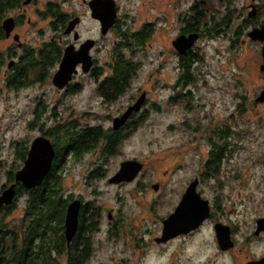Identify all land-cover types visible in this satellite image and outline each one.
I'll use <instances>...</instances> for the list:
<instances>
[{
    "label": "flooded vegetation",
    "instance_id": "1",
    "mask_svg": "<svg viewBox=\"0 0 264 264\" xmlns=\"http://www.w3.org/2000/svg\"><path fill=\"white\" fill-rule=\"evenodd\" d=\"M85 42L90 44L87 50L91 58L87 71L84 73L77 63L76 72L59 89L51 76L58 68L63 50L67 46L78 49ZM146 63L150 69L143 71ZM227 73L233 80V85L229 81L232 89L226 88L228 102H224L223 113L216 115L206 105L203 88L190 85H195V80L204 84L205 74ZM243 74H257L260 79L251 97L243 91L246 88ZM84 88L90 90L88 99L98 103H89L81 119L67 118V94ZM1 92H5L6 98L11 94L26 99L23 103L26 111L21 115L20 109L19 114L25 118L24 129L31 135L12 138L10 142L26 143L25 154L33 139L40 137L50 142L54 153L46 175L67 174V170L83 165L80 172L84 182L95 185L98 180L108 182L122 161L137 160L142 167L133 178L110 184L119 193L117 197H125L120 189L148 196V213L149 203L171 204L160 216L125 221L119 207L105 208L81 195L70 194L71 200L80 201L74 235L68 242L64 240V246H56L54 242L42 246L46 241L34 237L32 242L39 247L28 256L23 247L26 230H20L17 234L23 260L30 259L33 264H143V251L149 247L162 251L175 242L176 248L168 253L170 260H163L162 264H194L190 247L194 246L193 236L208 228L212 254L207 255V264H214L216 255L225 254L237 264L238 253L243 254L242 264H264V248L248 250L264 242V214H255L247 220L244 211L249 195L242 194L245 172L264 158V135L249 137L247 117L248 112L256 114L255 121L262 124L260 109L256 107L264 103V0H0ZM152 93L156 98H151ZM141 94L139 109L131 110L113 128V118L120 116ZM166 104L177 105L187 113L165 126H180L181 133L176 137L195 152L191 161L187 157L176 159L160 179L154 177L155 172L142 157L125 156L110 167L112 157L122 154L126 139L141 124L151 122L149 111H160ZM98 105L105 108V113L97 112ZM188 113L192 115L188 117ZM71 123L85 130L89 128L90 132L98 131L101 136L95 146L79 153L78 162L67 165V143L61 161L55 155L53 134L57 124L66 128ZM106 137L115 140L107 152L103 150ZM11 146L13 149L14 145ZM14 152L19 164L4 173L0 193L9 185H14L15 192L11 203L0 206V222L18 213L15 222L26 223L35 216L33 212H37L38 218L43 209L39 203L31 208L28 201V193L38 191L42 180L26 189L11 177L10 173L13 175L22 167L26 158L25 154L23 158L18 156L20 150ZM85 156L89 157L86 164H80ZM181 172L184 176L177 179ZM175 182L180 185L176 187ZM191 184L194 192L207 200V216L186 232L158 239L162 221ZM66 192L64 187L63 193L67 195ZM237 205H241L236 211L240 218L231 216ZM81 212L84 230L78 231ZM105 242H117L122 247L112 246L105 255L107 258L99 260L101 243ZM179 252L187 253L186 263L178 258Z\"/></svg>",
    "mask_w": 264,
    "mask_h": 264
},
{
    "label": "rangeland",
    "instance_id": "2",
    "mask_svg": "<svg viewBox=\"0 0 264 264\" xmlns=\"http://www.w3.org/2000/svg\"><path fill=\"white\" fill-rule=\"evenodd\" d=\"M150 64L146 63L143 66V71L149 70ZM166 75V74H163ZM170 75V74H169ZM168 75V82L171 81ZM146 74H136V77L145 78ZM154 77H159L160 74H153ZM199 76V75H198ZM235 76V75H234ZM246 81L245 87L243 91L249 97L252 96L254 92L257 91V85L259 83V78H257V74H243ZM233 77V76H232ZM231 79V81H230ZM232 78L229 74H205V82L204 84H198L200 81L195 80V85H190L191 87L199 86L203 88V93L206 101L207 107H209L214 114L219 115L224 111V102H228L227 99V89H232ZM146 86L148 84H145ZM148 88V86H147ZM33 91L34 90H30ZM89 89H83L77 91L75 93L67 94V118L72 119H81L84 117L83 110L89 103H93L96 105L98 101H92L88 99ZM155 94L152 93L151 98H156ZM9 97L6 98L5 92H1L0 94V170L3 172L0 175V180H5L4 173L7 169H11L14 166H18L19 161L16 160L17 155L10 143V140L13 139H21V136L31 135V132L25 130L23 123L25 118L20 116L23 111H26L24 108V104L26 99L23 95H19L18 97L13 96L11 94L7 95ZM57 96V95H56ZM98 108L97 112L99 114L105 113L103 110L105 108L101 107V105L96 106ZM256 108L260 109L261 114V123L257 124L255 121L256 114L248 112L247 117L249 120L248 128L250 129L249 137L251 135L262 138L264 135V103L260 104ZM21 112L19 114V111ZM177 105H169L166 104L164 108L160 111H149L148 119L151 122L148 124H141L136 132L132 134L128 140L126 139L125 145L121 147L122 154H117V156L112 157L110 160V167H113L119 159H122L125 156H136L142 157L143 160L146 161V165L153 170L154 177L160 179V175L163 174V171L174 164L175 160H183L185 157L189 158L191 161L192 154L195 152L192 151V148L189 144L185 145L183 142L177 139V135L181 133L180 126L174 125L173 127L167 128L166 123L168 121H178L182 118V114H186V112L181 111ZM20 119H19V116ZM192 113H188V117H190ZM255 136V137H256ZM200 149V148H199ZM202 149H200L201 151ZM91 158V157H90ZM89 157L85 156L83 162H79L80 164H86V160ZM239 161L243 159H238ZM122 161V160H121ZM127 161V160H126ZM245 161V160H243ZM241 161V162H243ZM78 162V161H77ZM123 162V161H122ZM121 162V163H122ZM250 164V160H248V165ZM83 165H81L82 167ZM191 163L187 165V169L190 168ZM81 167L76 165L73 169L67 170V174L63 175L62 185L63 188L67 189V194L73 195H81L84 199L93 200L97 205H102L105 208H112L117 210H121L120 214L124 216V220L127 221L128 218H131L133 221L145 218V220H149L152 215L160 216L164 212H166L171 204L168 202H159L155 204H148L149 213L146 210V202L148 196H140L131 194L130 191H126V189L118 190L120 193H123L125 197L118 198L117 194H119L116 189L111 186V183L107 181L98 180L95 185H87L84 182L82 177ZM21 168V167H20ZM19 169V168H18ZM116 171V170H115ZM113 171V172H115ZM246 181L245 187L243 188V193H247L249 197H246L249 204L246 205V211H244L247 220L255 214H264V158L259 161V163L254 166L251 165L248 171H246ZM262 173V174H261ZM184 173L181 172L178 175L177 179L182 178ZM257 180V184L255 183ZM178 182L181 180H177ZM176 183V182H175ZM178 187L180 184L176 183ZM142 188V184H138L137 187ZM158 190V188H157ZM155 192V190H154ZM153 193V192H151ZM156 193V192H155ZM123 194H121L123 196ZM244 196V195H243ZM241 205H237L235 211L232 213V217L240 218L239 212L237 213V208H240ZM116 214V213H115ZM15 215H20L18 213H13L9 216L7 222H15ZM238 215V216H237ZM105 221V220H104ZM148 225V224H147ZM209 233L208 228H204L203 231L197 233L193 236L192 244L194 246H190L193 250V261L194 264H207L206 259L208 254H212V250L210 248V244L208 242ZM102 251H100L101 255L97 256L99 260H105L107 257V253L109 250H112V246H117L119 249L120 243H101ZM176 243L171 242L169 245L163 248V252L160 251L159 248L149 247L146 252H142L143 264H162L164 261L170 260V251L176 248ZM111 249H110V248ZM108 248V250H107ZM264 248V242L260 244H255L254 246L248 247V250H255ZM146 253V254H144ZM136 255V254H135ZM141 255V254H140ZM234 255V254H233ZM211 257V255H209ZM243 254L235 255V259L237 260V264H242L240 262L242 260ZM138 258V255H136ZM187 253L179 252L178 258L181 262L186 263ZM141 260V259H140ZM139 260V261H140ZM164 260V261H163ZM214 264H234L229 257L225 255H216Z\"/></svg>",
    "mask_w": 264,
    "mask_h": 264
},
{
    "label": "water",
    "instance_id": "3",
    "mask_svg": "<svg viewBox=\"0 0 264 264\" xmlns=\"http://www.w3.org/2000/svg\"><path fill=\"white\" fill-rule=\"evenodd\" d=\"M90 44L83 43L78 49L72 46H67L63 50L62 57L58 63V68L53 74L52 83L59 89L64 87L70 80L73 73L76 72L75 65L81 64V70L85 73L90 65V55L88 48ZM143 94H141L136 101L128 106L120 116L113 118V128L118 125L127 117L131 110H138L142 101ZM263 96L259 99L261 100ZM54 150L44 138H36L30 142L29 149L24 164L21 168L15 171L14 178L16 181L22 183L26 189L32 188L40 184L41 180L47 174ZM118 170L108 177L109 183H116L121 180H130L141 169L142 164L137 160H127L119 164ZM194 184L186 187L182 198L174 207L171 213L162 221L163 226L160 238L171 236L179 232H186L187 230L195 227L203 218L207 216L208 204L206 199H202L198 193L194 192ZM15 192L14 185H9L0 193V206L2 204H9L12 201ZM80 201L73 199L66 205L64 216V236L68 242L74 235L77 227V215Z\"/></svg>",
    "mask_w": 264,
    "mask_h": 264
},
{
    "label": "trees",
    "instance_id": "4",
    "mask_svg": "<svg viewBox=\"0 0 264 264\" xmlns=\"http://www.w3.org/2000/svg\"><path fill=\"white\" fill-rule=\"evenodd\" d=\"M66 128L60 124H57L54 128V145L57 152L55 155L59 160L63 161L64 145L67 143V165H73L79 161V153L85 152L90 146H95L98 139H100L101 133L98 131H87L89 128L85 130V128L76 125V123L67 124ZM107 138L109 137L103 140L105 144L103 150L106 152L112 149L113 141H115L114 139ZM10 144L14 145V151L17 152L20 150L18 156L23 158L26 152V143H22V141H12ZM59 150L61 152H59ZM14 174L12 175V173H10L11 177L14 176ZM63 175L64 174H59L57 172L49 173L42 180L38 191L35 190L36 192L30 191V193H28V201L32 204L31 208L38 205L37 203L43 207L38 214V218H35L37 212H33L35 216L26 223L22 221L14 223L7 221L0 222V264H33V261L30 259L23 260V255L20 253V244L17 234L20 230H26L24 233L25 242L23 245L26 250L23 251L27 252L28 256L36 246L39 247L33 244L32 240L34 237L38 238L41 242L46 241L42 246H50L53 242L56 246H64L65 238L62 233V231H64L63 218L65 216L66 205L71 202V195L63 193ZM91 175L88 177L91 178ZM86 184L90 185L89 183ZM29 211L32 210L29 209ZM78 219H80L77 228L79 231L82 229V223L84 222L82 212L79 213Z\"/></svg>",
    "mask_w": 264,
    "mask_h": 264
}]
</instances>
